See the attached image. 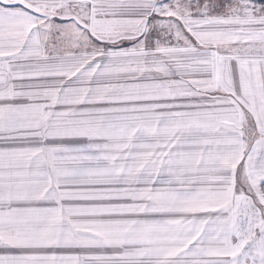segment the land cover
I'll return each instance as SVG.
<instances>
[{"label": "snow or ice", "instance_id": "obj_1", "mask_svg": "<svg viewBox=\"0 0 264 264\" xmlns=\"http://www.w3.org/2000/svg\"><path fill=\"white\" fill-rule=\"evenodd\" d=\"M0 264H264V0H0Z\"/></svg>", "mask_w": 264, "mask_h": 264}]
</instances>
